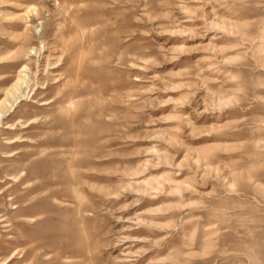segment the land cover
Instances as JSON below:
<instances>
[{
  "label": "rangeland",
  "instance_id": "1",
  "mask_svg": "<svg viewBox=\"0 0 264 264\" xmlns=\"http://www.w3.org/2000/svg\"><path fill=\"white\" fill-rule=\"evenodd\" d=\"M0 264H264V0H0Z\"/></svg>",
  "mask_w": 264,
  "mask_h": 264
},
{
  "label": "bare ground",
  "instance_id": "2",
  "mask_svg": "<svg viewBox=\"0 0 264 264\" xmlns=\"http://www.w3.org/2000/svg\"><path fill=\"white\" fill-rule=\"evenodd\" d=\"M33 11H34V9H33ZM17 87H18V86H17ZM17 87H16V88H17ZM18 88H19V87H18ZM70 96H71V95H70ZM17 100H18V98L15 99V102H14V103H16ZM70 100H71V99H70ZM72 101H73V100H72ZM73 102H74V101H73ZM68 104H69V103H68ZM66 106H68V105H66ZM70 107H71V106H70ZM67 111H68V110H67ZM70 111H72V110H70Z\"/></svg>",
  "mask_w": 264,
  "mask_h": 264
}]
</instances>
